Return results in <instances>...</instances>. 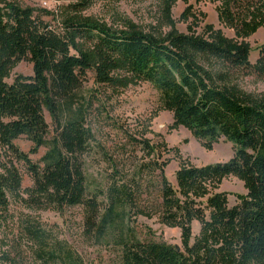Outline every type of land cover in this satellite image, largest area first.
Listing matches in <instances>:
<instances>
[{"label":"trees","instance_id":"obj_1","mask_svg":"<svg viewBox=\"0 0 264 264\" xmlns=\"http://www.w3.org/2000/svg\"><path fill=\"white\" fill-rule=\"evenodd\" d=\"M93 0H80L70 9L78 13ZM175 0H163L168 7ZM221 21L244 36L264 24V0H218ZM31 8L0 6V213L8 198H21L30 208L83 207L84 235L97 246L117 251L119 264H264V93L253 95L233 83V71L249 70L264 77V47L255 66L248 62L249 48L214 33L209 39L170 33L162 39L140 33H115L76 16L65 19L62 35L35 16ZM76 40L94 42L90 52ZM200 58L219 67L211 74ZM20 62L32 66V76H16L6 83ZM123 66L130 76L152 85L160 108L172 113L174 127L186 128L210 151L223 138L233 156L207 167H182L175 173L176 191L167 182L157 160L139 166V173L157 186L161 224L180 230L181 249L152 240L141 241L131 228L135 194L128 184L110 186L100 208L86 198L82 158L94 136L86 125L88 103L79 95L88 72L97 84L113 86L112 74ZM44 112L54 124L49 136ZM25 137L31 152L46 151L37 163L14 142ZM148 157L156 147L129 137ZM21 164L32 186L22 188ZM146 177V178H147ZM235 177L245 195L228 206L225 195L206 199L200 207L190 196L203 197L207 186ZM141 178V177H138ZM147 215V212H144ZM199 234L192 239L191 223ZM40 264H83L62 241L35 224L24 227ZM0 255V263H9Z\"/></svg>","mask_w":264,"mask_h":264},{"label":"rangeland","instance_id":"obj_2","mask_svg":"<svg viewBox=\"0 0 264 264\" xmlns=\"http://www.w3.org/2000/svg\"><path fill=\"white\" fill-rule=\"evenodd\" d=\"M80 0H0V6L14 4L31 8L35 16L62 35L65 19L77 17L80 21L103 26L115 33H140L162 39L170 33L209 39L214 33L236 43L245 44L250 52L248 62L255 66L259 50L264 47V24L247 36L237 34L227 27L219 17L218 0H175L168 7L163 0H93L89 6L74 13L70 7ZM77 47L90 52L94 42L76 40ZM199 64L211 74L218 71L214 60L200 58ZM32 76V66L18 63L6 83L11 84L16 76ZM117 80L113 86L99 85L94 74L88 72L79 95L88 103L86 125L94 136L87 154L82 158L86 177V198H96L100 208L105 203V194L110 186L128 184L135 194L136 204L131 209V228L141 241L152 240L181 249L180 230L161 224L157 207L160 203L158 188L148 177L140 175L139 166L148 160H157L164 165V175L178 197L183 199L175 181V173L181 164L173 150H177L181 161L190 167H207L225 163L233 156L230 143L221 138L205 150L184 127H174L172 113L160 108L155 88L146 82L133 79L122 65L112 74ZM233 83L245 92L259 95L264 93V77L252 71H233ZM49 136L54 135V124L44 112ZM129 137L146 140L156 147L158 158L148 157L140 148L129 141ZM27 154L32 163H37L45 153L40 148L31 152L32 144L25 137L14 142ZM22 188L29 189L32 182L21 164ZM141 177V178H138ZM242 183L235 177L223 179L215 187L207 186V194L193 198L200 207L213 195H225L228 206L237 203L245 195ZM21 198H8V206L0 213V255H7L9 263L40 264L34 254L35 245L26 240L24 227L35 224L57 240L65 242L79 256L83 264H119L117 251L97 246L84 235V208H30ZM144 212L148 214L145 215ZM192 239L200 230L198 222L190 225Z\"/></svg>","mask_w":264,"mask_h":264}]
</instances>
